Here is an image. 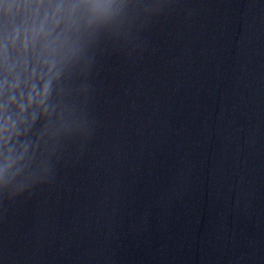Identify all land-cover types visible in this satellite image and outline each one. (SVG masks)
Returning <instances> with one entry per match:
<instances>
[{"label": "water", "instance_id": "obj_1", "mask_svg": "<svg viewBox=\"0 0 264 264\" xmlns=\"http://www.w3.org/2000/svg\"><path fill=\"white\" fill-rule=\"evenodd\" d=\"M236 264H264V0H168Z\"/></svg>", "mask_w": 264, "mask_h": 264}]
</instances>
